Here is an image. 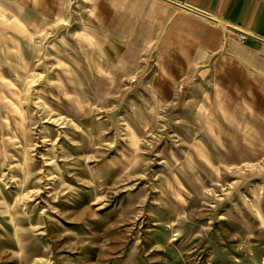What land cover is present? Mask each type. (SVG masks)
I'll list each match as a JSON object with an SVG mask.
<instances>
[{
  "label": "rangeland",
  "instance_id": "374dc122",
  "mask_svg": "<svg viewBox=\"0 0 264 264\" xmlns=\"http://www.w3.org/2000/svg\"><path fill=\"white\" fill-rule=\"evenodd\" d=\"M88 18L0 0V264H264V94H154Z\"/></svg>",
  "mask_w": 264,
  "mask_h": 264
},
{
  "label": "crops",
  "instance_id": "0c3cea01",
  "mask_svg": "<svg viewBox=\"0 0 264 264\" xmlns=\"http://www.w3.org/2000/svg\"><path fill=\"white\" fill-rule=\"evenodd\" d=\"M73 3L89 15L82 29L98 35L96 45L153 56L154 94H171L181 78H210L212 94H220L221 85L238 87L236 79H242L244 93L264 94V0ZM242 33L246 38L240 41Z\"/></svg>",
  "mask_w": 264,
  "mask_h": 264
},
{
  "label": "built area",
  "instance_id": "2783aa9c",
  "mask_svg": "<svg viewBox=\"0 0 264 264\" xmlns=\"http://www.w3.org/2000/svg\"><path fill=\"white\" fill-rule=\"evenodd\" d=\"M245 38H246V34H243V33H242L241 35H239V39H240V40H244ZM134 80H135V79L133 78L132 81H134Z\"/></svg>",
  "mask_w": 264,
  "mask_h": 264
}]
</instances>
